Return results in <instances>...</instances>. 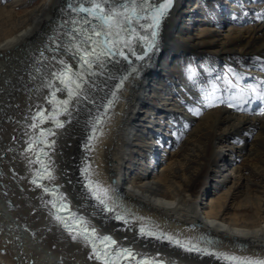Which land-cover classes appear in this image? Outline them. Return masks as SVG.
Segmentation results:
<instances>
[{"label":"bare ground","instance_id":"1","mask_svg":"<svg viewBox=\"0 0 264 264\" xmlns=\"http://www.w3.org/2000/svg\"><path fill=\"white\" fill-rule=\"evenodd\" d=\"M70 14L67 0H0V264H100L53 221L23 147L34 105L73 55ZM117 69L95 72L62 112L49 180L96 230L136 252L227 264L134 234L140 223L210 252L264 258V102L252 92L264 91V0H173L152 57L81 148ZM85 157L123 224L81 185Z\"/></svg>","mask_w":264,"mask_h":264},{"label":"snow or ice","instance_id":"2","mask_svg":"<svg viewBox=\"0 0 264 264\" xmlns=\"http://www.w3.org/2000/svg\"><path fill=\"white\" fill-rule=\"evenodd\" d=\"M173 6V0H163L157 6H153L149 3V0H78V5L73 6L72 3L68 4L70 10L84 14L82 16V25L89 26L87 28L81 26L74 31L77 35H82L83 39L74 44L75 51L73 55L78 56L80 60V70L73 71L71 66L65 64L64 61H59L63 65L62 70L59 73L53 75L61 84L64 85L63 89L57 88L51 96L50 103H54L58 108L63 111H67V107L70 104L73 97L79 96L83 88L85 75L94 76L95 72L92 71L93 66L97 64L101 57H109L115 59L116 57H122L124 60H128V55L124 49L132 52L133 39H145L137 32L135 25H139L140 28H144L145 25L140 23L143 17V13L146 8H153L152 15L150 17L152 23L148 27L159 26V23L163 17H165L171 7ZM156 35L155 32L152 33ZM75 39V37H73ZM151 46V45H150ZM134 54V52H133ZM141 58V57H138ZM119 63V60H115ZM103 67V64H99ZM86 70V71H85ZM51 86V85H50ZM234 87V85H233ZM67 91L68 99L57 100L56 91ZM252 92L255 93L254 99L264 102V91H258L257 88H253ZM230 107L233 105H229ZM40 122L43 123L48 117H45L43 112L37 113V117ZM35 119V118H34ZM53 122L56 127H63L62 122L55 120V116H52ZM38 125L33 124L32 127L36 128ZM54 133H46L41 130L40 137H46V135ZM41 143L46 141L41 140ZM35 143V141H33ZM54 143V142H53ZM50 146V145H49ZM32 150V144H29V151ZM43 153V149H40ZM44 155H47L44 153ZM45 169L46 178L53 179L51 172L48 171L47 166L43 165ZM41 178H45L44 174H41ZM33 183H36L33 180ZM93 195L100 201L101 204L106 205L108 199V192L106 189H102L99 185L95 187L89 183ZM45 191H48L45 188ZM55 194V193H53ZM63 198L61 197V200ZM53 207H57L53 204ZM60 209H66L67 205L61 204ZM113 209H109L112 211ZM70 218L73 219V223L70 225L64 218L57 216L56 219L61 220L64 223V227L68 229L70 233L75 232L72 238H82L87 245H90L94 258L103 261V264H117L118 261L131 258L136 260V255L130 248H114L117 242L112 239L111 236H97L96 229H89L82 219H75L74 214H70ZM116 219H124L119 214ZM141 235L155 236L157 239H167L169 242L176 244L179 247L185 248L188 252H196L202 255L215 256L218 260L226 261L227 264H264V258L249 257V256H237L227 255L224 253L210 252L206 248H201L197 244L189 242L187 245L181 243L179 240H175L171 236L157 235L150 229L142 227L140 229ZM93 257H90V259ZM136 264H163L162 261L152 260L148 258H142L136 262Z\"/></svg>","mask_w":264,"mask_h":264},{"label":"water","instance_id":"3","mask_svg":"<svg viewBox=\"0 0 264 264\" xmlns=\"http://www.w3.org/2000/svg\"><path fill=\"white\" fill-rule=\"evenodd\" d=\"M39 119V118H38ZM37 125H39L41 122H40V119L38 120V122H35ZM38 140H35V143L37 142ZM32 149L34 150V151H36V150H38V155H36L37 156V162H36V166L39 168L38 169V175H40L41 176V174H44L45 176H46V174H45V170L43 169L44 167L42 166V164L40 163V161H42L43 162V165H45L44 163L46 162V160L44 159V157L43 156H41V152H40V149L41 148H38L37 146H35V145H33L32 146ZM43 149V152H45L44 151V148H42ZM37 169V168H36ZM40 171V172H39ZM34 174H37V173H34ZM45 182V184L46 185H51L52 183H50V182H46V181H44ZM54 195V194H53ZM57 196V195H56Z\"/></svg>","mask_w":264,"mask_h":264},{"label":"rangeland","instance_id":"4","mask_svg":"<svg viewBox=\"0 0 264 264\" xmlns=\"http://www.w3.org/2000/svg\"><path fill=\"white\" fill-rule=\"evenodd\" d=\"M39 95H45L44 92H40ZM91 122V121H90ZM156 165V164H155ZM30 206V205H29ZM20 228H22V226L20 225Z\"/></svg>","mask_w":264,"mask_h":264}]
</instances>
